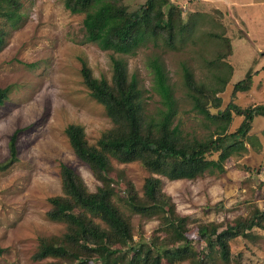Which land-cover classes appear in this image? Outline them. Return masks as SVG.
Wrapping results in <instances>:
<instances>
[{
    "label": "rangeland",
    "instance_id": "374dc122",
    "mask_svg": "<svg viewBox=\"0 0 264 264\" xmlns=\"http://www.w3.org/2000/svg\"><path fill=\"white\" fill-rule=\"evenodd\" d=\"M16 1L21 15L16 26L0 16V87L9 89L0 105V163L9 157L10 135L19 130L16 160L0 170V264H44L50 258L33 257L38 238L65 230L64 223L46 215L48 198L61 193V164L73 168L89 191L100 185L89 166L73 152L65 128L69 123L81 125L87 141L94 143L112 126L80 74V59H85L94 76L110 80L111 52L85 39L84 14L71 13L63 0ZM144 1L122 3L135 10ZM181 3L189 28L183 40L176 41V49L149 43L124 58L128 75H134L142 89L146 115L157 117L162 108L150 68V60L157 58L178 103L174 124L185 133L205 139L214 124L192 110L182 67L190 68L195 80L205 85L218 84L216 75L227 79L218 94L221 108L229 102L240 107L264 105V16L257 19L243 11L235 14L233 9H218L195 0L187 6L186 0ZM256 70L259 72L254 74ZM249 73L253 74L251 88L233 93V84ZM240 121L241 116L234 114L228 131L235 130ZM248 134L245 149L226 160L222 173L194 180L156 175L176 211L186 217L188 229L201 224L237 223L252 217L255 208L264 210V116L255 117ZM112 164L115 171H124L125 178L141 195L149 172L137 161L119 163L113 159ZM114 201L130 215L134 240L161 235L158 218L131 213L118 196ZM200 245L196 243L195 248ZM229 258L228 262L217 258L216 264H264V228L253 227L232 239Z\"/></svg>",
    "mask_w": 264,
    "mask_h": 264
},
{
    "label": "trees",
    "instance_id": "16d2710c",
    "mask_svg": "<svg viewBox=\"0 0 264 264\" xmlns=\"http://www.w3.org/2000/svg\"><path fill=\"white\" fill-rule=\"evenodd\" d=\"M63 4L71 13L84 14L85 39L111 52L110 80L94 76L85 59H80V74L112 126L94 143L87 141L81 125L66 126L65 134L73 152L89 166L100 185L89 191L73 168L61 164V193L48 198L50 207L46 215L64 223L65 230L39 237L34 259L50 258L44 264H174L186 260L188 264H216L217 258L228 262L230 241L253 227L264 228V210L255 208L252 217L237 223L201 224L188 229L186 217L176 211L171 197L162 191L158 176L194 180L209 173H222L226 160L245 149L255 117L264 116V105L240 107L229 102L221 108L218 94L224 90L227 79L216 75L218 84L205 85L195 80L190 68L183 66V85L192 110L214 124L208 136L199 139L174 124L178 103L163 64L153 58L152 81L162 108L157 117L147 116L142 89L136 77L128 75L124 57L149 43L176 49V41L183 40L189 28L182 6L172 0H145L135 10L128 9L122 0H63ZM18 9L16 0H0V16L11 26H16L21 17ZM252 84L253 74L249 73L233 84V93L247 90ZM8 91V87H0V105L7 99ZM234 114L241 116V121L229 132ZM18 131L10 135L9 157L0 163V170L16 160ZM113 159L119 163L137 161L149 172L141 195L122 169L114 170ZM114 196L131 213L158 218L162 237L153 234L134 240L130 215L120 210ZM196 243H202L199 249L195 248Z\"/></svg>",
    "mask_w": 264,
    "mask_h": 264
},
{
    "label": "crops",
    "instance_id": "0c3cea01",
    "mask_svg": "<svg viewBox=\"0 0 264 264\" xmlns=\"http://www.w3.org/2000/svg\"><path fill=\"white\" fill-rule=\"evenodd\" d=\"M172 1L181 5L182 4L181 2L183 0H172ZM186 1H187V4L185 6L191 4L194 0H186ZM195 1L197 2V4L199 2L200 3L206 2L209 5H213V6L217 7L218 9L221 8L222 6L226 10H228V9L232 10L233 9L234 10L233 13H235V14H237V11L241 12V13L243 11L248 15L250 13V15L257 17V19L264 16V0H195ZM219 6H221V7H219ZM190 11L195 12V10L193 11L191 9H190ZM258 15H260V17H258ZM238 18L240 20H242L240 14H239ZM258 50H260V48Z\"/></svg>",
    "mask_w": 264,
    "mask_h": 264
}]
</instances>
